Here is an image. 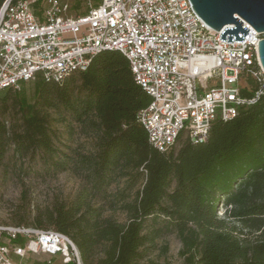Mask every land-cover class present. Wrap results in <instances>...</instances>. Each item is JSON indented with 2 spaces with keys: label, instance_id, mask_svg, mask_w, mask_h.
Segmentation results:
<instances>
[{
  "label": "trees",
  "instance_id": "obj_1",
  "mask_svg": "<svg viewBox=\"0 0 264 264\" xmlns=\"http://www.w3.org/2000/svg\"><path fill=\"white\" fill-rule=\"evenodd\" d=\"M32 83L31 100L24 84L20 91L1 92V100L9 95L16 102L21 123L9 128L0 118V166L12 149L18 157L39 156L47 172L72 164L83 180L72 201H55L34 227L69 236L83 264H139L143 259L157 264L147 257L156 240L171 232L180 239L182 264H264V94L235 117L215 120L202 142L183 140L160 152L136 120L150 97L134 82L120 52L98 53L85 71L60 84L40 74ZM257 87L252 77L243 76V96ZM51 111L90 132L88 152L69 157L58 149ZM124 177L131 179L128 189L142 179L131 198L125 190L109 189ZM221 203L223 218L217 215ZM106 210L120 211L126 220L104 215Z\"/></svg>",
  "mask_w": 264,
  "mask_h": 264
},
{
  "label": "built area",
  "instance_id": "obj_2",
  "mask_svg": "<svg viewBox=\"0 0 264 264\" xmlns=\"http://www.w3.org/2000/svg\"><path fill=\"white\" fill-rule=\"evenodd\" d=\"M68 10L61 0L2 3L0 93L20 91L38 74L60 84L85 71L98 53L118 51L150 97L136 120L160 152L183 140L202 142L215 120L235 117L264 94L257 54L264 36L246 23L249 31L238 42L222 40V30L209 27L189 0H100L89 2L85 15ZM244 75L258 84L249 97L241 94ZM35 261L83 264L74 242L59 231L0 224V264Z\"/></svg>",
  "mask_w": 264,
  "mask_h": 264
},
{
  "label": "rangeland",
  "instance_id": "obj_3",
  "mask_svg": "<svg viewBox=\"0 0 264 264\" xmlns=\"http://www.w3.org/2000/svg\"><path fill=\"white\" fill-rule=\"evenodd\" d=\"M85 5L87 7L88 3ZM67 14L77 13L67 12ZM33 87L32 82L24 84V92L29 100L32 98ZM2 97L3 93L0 94V118L7 127L18 128L21 123V112L16 102L9 95L1 100ZM65 119L66 121H61L56 111L50 112V127L55 133V145L69 157L88 152L92 144L90 132L84 130L80 124L70 121L67 115ZM47 167L37 155L18 157L13 154L12 149L7 151L0 166V224H16L21 221L33 226L37 218L43 219L55 201L69 203L74 199L83 185V180L73 170L72 164L65 171L47 172ZM141 181L128 189L131 179L124 177L113 183L109 189L115 193L125 190L131 198L140 187ZM224 210L225 205L219 204L218 217H225ZM109 214L120 222L126 220L125 214L120 211L104 212V215ZM254 234L252 231L247 232V237L252 239ZM181 247L180 239L174 232L165 234L156 240V248L147 259L157 264H182L183 258L179 255ZM101 256V253L98 254L95 260ZM139 264H146V260H141Z\"/></svg>",
  "mask_w": 264,
  "mask_h": 264
},
{
  "label": "water",
  "instance_id": "obj_4",
  "mask_svg": "<svg viewBox=\"0 0 264 264\" xmlns=\"http://www.w3.org/2000/svg\"><path fill=\"white\" fill-rule=\"evenodd\" d=\"M196 14L215 31L222 30V40L240 42L251 26L264 36V0H189ZM232 26V27H230ZM257 54L264 70V37L257 45Z\"/></svg>",
  "mask_w": 264,
  "mask_h": 264
},
{
  "label": "crops",
  "instance_id": "obj_5",
  "mask_svg": "<svg viewBox=\"0 0 264 264\" xmlns=\"http://www.w3.org/2000/svg\"><path fill=\"white\" fill-rule=\"evenodd\" d=\"M61 1L69 4L68 12L77 13V14H70V15H82V13L86 9H88V6L85 7L86 6L85 4L90 2L89 0H61Z\"/></svg>",
  "mask_w": 264,
  "mask_h": 264
}]
</instances>
